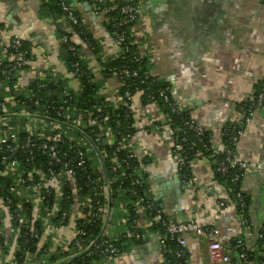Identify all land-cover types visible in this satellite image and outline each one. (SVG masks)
<instances>
[{
  "label": "crops",
  "instance_id": "crops-1",
  "mask_svg": "<svg viewBox=\"0 0 264 264\" xmlns=\"http://www.w3.org/2000/svg\"><path fill=\"white\" fill-rule=\"evenodd\" d=\"M71 1L97 42L99 52L92 53L75 35L72 40L80 48L83 66L94 78L102 80L99 63L117 56L119 48L100 17L83 8L78 0ZM131 1L138 8L132 32L138 50L149 58L151 74L170 85L181 109L189 111L200 126L211 131L214 149H220L221 126L236 116L237 105L249 98L255 85L264 79V1ZM0 24V65L8 59L3 47L13 37L29 43L30 57L18 76L17 87L27 89L43 76L51 75L63 80L70 91L78 90V81L67 72L62 59L57 29H65L63 21L47 17L39 0H0ZM102 83L101 95L108 104H116L117 80L113 77ZM4 93L0 87V94ZM132 107L137 131L128 148L138 160H147L145 165L141 164V170L163 213L174 222L186 220L215 227V239L223 246L241 238L240 218L225 189L214 181L209 162L192 161L191 182L185 184L170 149L168 128L150 127L162 118L160 112L154 105L141 106L138 96L133 97ZM237 153L250 164L241 185L242 192L251 198L249 215L254 228L249 227L250 246L264 215V110L253 115L239 140ZM177 179L179 188L173 185ZM223 201L225 205L220 207ZM113 206L105 228V234L110 233L111 238L125 229L124 223L112 225ZM122 210L125 211L124 207ZM139 228L145 237L141 245L132 244L118 257L96 264H165L159 239L148 231V221L143 217ZM58 236L65 241L72 238L71 227L61 229ZM185 241L188 264H228L209 262L207 240L185 235Z\"/></svg>",
  "mask_w": 264,
  "mask_h": 264
},
{
  "label": "built area",
  "instance_id": "built-area-1",
  "mask_svg": "<svg viewBox=\"0 0 264 264\" xmlns=\"http://www.w3.org/2000/svg\"><path fill=\"white\" fill-rule=\"evenodd\" d=\"M99 2L101 3L102 0H97V3ZM59 5L64 12L62 21L76 24L77 20L74 16L76 7L73 4H66L64 0H60ZM109 10H102L100 6H95L93 14L100 17L102 21H106L104 14ZM120 13L124 16L123 25L136 24L138 8L127 5L121 8ZM2 30L0 29V33ZM65 33H72L70 26L65 27ZM21 41L18 37H13L6 47H3V53H6L8 49L14 53L7 56L9 63H6L3 68H1L2 64L0 65V87L5 91L4 94H0V177L9 178L11 181L7 194L0 197V264H46L47 255L56 248L65 249L70 243H73L77 250L88 251L93 248L95 252L104 255L105 260L116 258L122 254L114 243L117 237L111 238L105 234L111 208L115 204L113 201L111 205L110 196L113 181L106 183H103V180L93 181V190L80 199L82 189L78 185L77 176L91 173L90 171L102 172L101 163L108 157V152L104 148L107 144L112 148L111 161L115 165L124 163L127 165V160L135 156L125 146L123 138L120 141L115 140L114 130L110 128L107 118H102L93 112L82 111L77 107L74 100L76 96L73 94H78L79 88L76 92L70 91L63 80L51 75H45L46 77L43 76L35 81L31 89L30 85L27 89L17 87L18 76L24 72L27 64L25 52L20 49ZM122 41L123 34L117 35L115 43L118 48ZM61 42L66 43L67 36H63ZM69 50L73 51V48L70 47ZM139 55L145 56L142 52ZM73 66L74 70L69 74L76 79L78 67ZM114 78L119 87L121 81L116 76ZM93 80L96 81L97 78ZM13 81H15L13 88H8V84ZM50 88L60 91L61 94L53 95ZM19 96L22 97L18 98ZM125 98L130 99L128 94ZM117 99L118 103L121 98L117 97ZM246 100L250 109L254 111L247 116L243 109H239L236 111V116L226 122H233L241 127L245 121L248 126L253 115L264 110V80L256 97H249ZM175 102L179 106L176 100ZM179 108L181 109L180 106ZM189 126L192 127L193 124L190 123ZM194 128L200 131L199 128ZM242 135L243 132L239 131L238 140L235 142L236 155L225 148L224 151L230 156L227 164L237 168L244 180L250 171V164L246 159L240 158L237 153V145ZM177 149L181 148L177 147ZM220 149H222L221 146ZM120 152H124L122 160L117 157ZM40 158L44 159L43 163L40 162ZM224 169L225 165L221 164L219 170L223 172ZM238 178L239 175H236L235 180ZM135 184L139 185V182L136 181ZM133 195L135 196L133 201L127 198L122 201L121 198L119 202L123 207L127 204L132 207L134 217L130 219L125 209L122 222L125 228L123 232L130 244L144 238L139 222L142 217L146 219L144 214L151 213L155 208L147 193H133ZM13 204L16 207L10 213L9 210ZM219 206L222 207L223 203H219ZM41 212L45 214L44 217H41ZM162 214H164L163 210H159L150 219H146L148 228L151 224L160 222L169 235L176 236L178 246L183 249L182 252H178V258L187 251L185 235H194L207 240V257L210 263L264 264V260H258L264 255V215L259 226L262 230V233L258 235L260 243L256 247L248 246L250 229L245 224L244 216L239 215L243 235L238 238L237 245L233 247L232 245L223 246L215 239L218 230L213 226H204L186 220L163 221ZM86 215H89V218H85ZM38 218H41L42 229H44L42 235L34 229V223ZM76 221H81V224L88 228L94 227L101 221L105 238L100 243L89 236L85 238V232L76 230ZM12 222L17 228L12 226ZM128 223L131 228L126 225ZM64 227H71L72 230V238L66 241L58 236L59 231ZM21 229L28 233V236L25 234V243L31 239H37L38 249L46 247V253L26 252L23 262L19 263L15 254L16 240ZM79 235L84 239H80ZM157 238L162 249L163 242L160 237ZM247 252L254 255L249 256ZM67 259L63 257L58 260V264L65 263Z\"/></svg>",
  "mask_w": 264,
  "mask_h": 264
},
{
  "label": "trees",
  "instance_id": "trees-1",
  "mask_svg": "<svg viewBox=\"0 0 264 264\" xmlns=\"http://www.w3.org/2000/svg\"><path fill=\"white\" fill-rule=\"evenodd\" d=\"M39 1L41 7L45 9L47 17L51 16L54 20H62L64 12L59 5L60 0ZM64 2L66 4H73L71 0H64ZM78 3H86L92 13L94 12L95 6H100L102 10L112 9L104 14L105 20H107L103 21V25L114 40H116L117 35L123 34V41L119 46V54L117 56L99 63V73L102 80L94 81V74L87 70L80 60L79 46L72 40V35H75L83 43H85V45H87L92 53L98 54L99 52V46L87 30V27L81 18L80 12L75 8L74 16L77 20L76 24H72L69 21H63L65 27H71V34H66L65 29L63 28L59 30L57 29V34L60 39L63 36H67V42H61L60 45L62 59L67 72L70 73L74 70L73 65L78 67V76L76 79L79 84V90L78 94H73L76 96L74 100L77 107L82 111L93 112L102 118H107L110 128L114 130L115 140L120 141L123 138L125 146L128 147V142L137 131L135 128V120L133 118L131 98L138 96L141 106L154 105L158 112H160L162 118L154 121L150 127L155 126L159 129L168 128L171 139L170 149L172 155L178 161L177 172L181 180L185 184L190 183L192 174L191 162L194 160L206 159L213 171L214 181L222 186L227 192L228 201L234 205L237 216L242 214L245 218V224L254 228L249 215L251 198L241 190L243 177L240 176L241 172L238 171L237 168L230 167L227 164V159L230 158V156H228L226 151H224L225 148L233 155H236L235 142L238 140V132H245L247 126L245 121H243V126L241 127H238L233 122L224 123L219 130V144L222 149L215 151L213 149L214 146L212 143L211 131L200 126L189 111L179 108L172 96L170 85L159 79L158 76L151 74L148 56L145 55L142 57L139 55L140 52L135 43V38L131 33V28L135 25V23L123 25L122 21L124 20V16L120 13L121 8L127 5L137 8V4L131 0H102L101 3H97V0H78ZM0 29H3L2 24H0ZM70 47L73 48V51L69 50ZM20 49L25 52V60L28 61L30 57L29 43L21 41ZM10 53L14 52L11 49H8L5 54L9 56L11 55ZM6 63H9L8 59L2 63L1 68H3ZM133 73H135V76H133ZM115 76L121 81H119L121 85L116 90V96L121 98V100L118 103L111 105L108 104L105 98L101 95V91H103L102 81L111 79ZM263 80L255 85L254 92L250 97L255 98L260 92ZM14 83L15 81H13V83H9L8 88L12 89ZM34 85L35 82L31 83L29 88H33ZM50 89L53 95L61 94L60 91L58 92L53 88ZM126 94L129 95L130 99L125 98ZM21 97L22 96H19L18 98ZM239 109H243L247 116L254 111V109H250L248 100L242 101L239 105H237L236 111ZM190 123L193 124L192 127L189 126ZM194 127L199 128L200 131H197ZM127 136H129V138H126ZM108 146V144L104 146L108 152V157L101 163V173L99 171H90L91 173L80 174L77 176L78 185L82 189L79 195L80 199H82L85 194L93 190V181L103 180V183H106L107 181L112 180L113 184L110 187V196L112 200L111 205H113L114 202L115 204L121 202V198L122 201L126 198L133 201L135 199L133 193H147L151 197V201L155 207L151 213L147 212V214H144L147 220L150 219L156 211L162 210V207L151 196L148 185L144 179L146 175L141 170V164L145 165L147 160H137L135 157H132L127 160V165L126 163L122 165H115V163L111 161L112 148ZM177 147H180L181 149H177ZM117 157L120 158V160L124 159V152H120ZM40 162L43 163L44 159L40 158ZM221 164L225 165L223 172L219 170ZM236 175H239L237 180H235ZM136 181L139 182V185L135 184ZM10 182L9 178L0 177V197L7 194V188ZM241 203H243V205H241ZM223 205H225V202ZM15 207L16 206L14 204L10 207V213L15 209ZM131 208L132 207L129 204L124 206V209L128 212L130 219L134 217ZM40 215L41 217H44L45 214L41 212ZM161 217L163 221H172L164 214H162ZM85 218H89V215H86ZM40 219L41 218H38L35 221L34 229L42 235L44 229H42V221ZM53 221L55 222L56 220ZM13 223L14 222H12V226L16 227L15 223ZM126 225L131 228L130 223ZM75 226L77 231L82 230V232L86 233L85 238L89 236L92 239L98 240L97 243H100L101 240L105 238L103 235V225L101 224V221L97 222L94 227L89 228L83 226L81 221H76ZM148 231L151 234H155L157 237H160V240H162L163 245L161 246V253L165 264L188 263V252L185 251L181 258L177 257L178 252H182L183 249L178 246L176 241L177 237L169 235L162 223L158 222L151 224ZM261 233L262 230L258 227L255 233V238L254 240L252 239L250 247H256L260 243L258 235ZM25 234L28 236L27 231L21 229L16 240L17 248L15 255L18 257L19 263L23 262V258L25 257L24 254L26 252H30L32 254L46 253V247L38 249L39 241L37 239H31L28 243H25ZM79 236L80 239H84L83 236ZM144 238L135 242L134 245H141V243L145 240ZM116 240L117 241H114V243L121 253L126 251L127 247L132 245L127 242L125 232H121L117 236ZM237 241H239V239L234 241L231 245L235 247L237 245ZM247 254L249 256L254 255L250 252H247ZM63 257L68 258L63 264H96L105 259L104 255L95 252L93 248L88 251L77 250L73 246V243H70L65 249L56 248L53 252L47 255L46 264H58V260ZM258 260H264V255L259 257Z\"/></svg>",
  "mask_w": 264,
  "mask_h": 264
},
{
  "label": "rangeland",
  "instance_id": "rangeland-1",
  "mask_svg": "<svg viewBox=\"0 0 264 264\" xmlns=\"http://www.w3.org/2000/svg\"><path fill=\"white\" fill-rule=\"evenodd\" d=\"M123 207H122V204L120 203H116L114 206H113V214H112V222H113V226H118L120 224H122L123 222ZM112 212V211H111ZM110 234V233H109ZM108 234V235H109Z\"/></svg>",
  "mask_w": 264,
  "mask_h": 264
},
{
  "label": "water",
  "instance_id": "water-1",
  "mask_svg": "<svg viewBox=\"0 0 264 264\" xmlns=\"http://www.w3.org/2000/svg\"><path fill=\"white\" fill-rule=\"evenodd\" d=\"M82 6H83V8H85L86 10H89V7H88V5L86 4V3H83L82 4ZM176 181V180H175ZM173 184V183H172ZM174 185V187L175 188H179V184H178V179H177V183H175V184H173ZM176 191H175V189H172V193L175 195L176 193H175ZM182 193H184V191L182 190L181 191ZM257 201V203H259V200H256Z\"/></svg>",
  "mask_w": 264,
  "mask_h": 264
}]
</instances>
